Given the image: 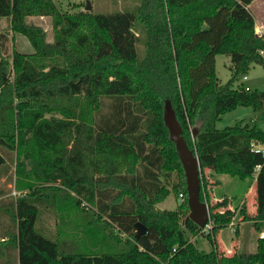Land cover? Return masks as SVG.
<instances>
[{
  "label": "trees",
  "instance_id": "trees-1",
  "mask_svg": "<svg viewBox=\"0 0 264 264\" xmlns=\"http://www.w3.org/2000/svg\"><path fill=\"white\" fill-rule=\"evenodd\" d=\"M253 1L142 0L134 11L96 13L62 11L54 0H0V17L33 46L7 56L0 44V174L3 150L14 151L20 191L5 204L15 232H1L0 251L17 250L19 264H264V237L256 251L219 252L214 235L237 207L229 196L214 200L205 175L209 168L255 177L256 213L243 202L240 214L261 231L264 150L255 145L264 146V129L243 121L217 127L238 106L264 108V91L235 86L252 64H264ZM45 15L52 41L28 20ZM221 53L232 61L224 84L216 72ZM167 99L202 165L209 252L190 238L203 229L189 216L184 167L164 121ZM171 189L184 199L177 209L159 208ZM43 207L59 214L53 237L36 227ZM137 222L147 226L138 236Z\"/></svg>",
  "mask_w": 264,
  "mask_h": 264
},
{
  "label": "rangeland",
  "instance_id": "rangeland-1",
  "mask_svg": "<svg viewBox=\"0 0 264 264\" xmlns=\"http://www.w3.org/2000/svg\"><path fill=\"white\" fill-rule=\"evenodd\" d=\"M57 4L58 8L62 11H79L81 9L85 10L84 3L87 0H54ZM142 0H90L92 4V11L96 13H114L117 11H134L137 9V6L141 3ZM249 8L253 13L256 20V31L258 30V34L264 35V0H254ZM9 20H6V22ZM30 22L35 21L33 19H29ZM7 23L0 22V32L4 31L5 25H9ZM134 31L140 36V39L137 42L138 52L140 56L144 55V44H143V32L139 26L134 28ZM17 36H21V41L15 40V44L7 37V39H2L0 37V41L5 45L4 49H2V54L11 56L14 49H20L23 52H32L33 46L29 42V40L22 34H18ZM54 38L53 27L49 30L47 34V39L52 41ZM23 39V41H22ZM232 61L231 56L228 54H217L216 55V72L219 77V80L222 84L226 83L232 76ZM242 82L245 86L255 90L264 91V64L254 63L251 65V68L247 74V79H242L238 82H235V86ZM106 110V109H105ZM239 121H243V123H249L250 125H256L262 129H264V108L262 110H255L250 106H238L232 111H229L221 116L219 121H217V127L223 128L228 125H234ZM7 163L3 172L0 174V189L3 190L4 194L0 195V216L6 218V226H2L0 229L1 232L7 233L11 236L15 232L14 222L9 218V215L6 214L8 209L5 204L10 203V201H14L17 196H19L20 191L15 188L16 181V172H15V156L16 153L14 151H6L3 150ZM227 174V173H226ZM177 177L174 173L169 180L170 185L172 182L176 181ZM232 180V181H230ZM255 180V177H247L241 178L239 176H233L228 174V181L220 182L217 188L220 194L223 196H229L232 199V204L237 208V211L240 210L239 205L241 206L242 201H247V204L250 205V197H245V191L247 190L248 185ZM181 203L180 195L177 196L175 192L171 189L170 194L166 197L165 200L160 202L157 206L161 209H177L179 204ZM8 207V206H7ZM247 207V206H246ZM248 211V209H247ZM241 215V214H240ZM239 215V217H240ZM8 218H7V217ZM237 217V223L235 227L225 226L218 230L215 233L214 238L219 241L220 245L229 249H232V241L233 237L237 234V229L240 226V235L238 243H236L237 252L247 251L253 252L257 249V240L260 237V232L256 229L253 220H246L241 218V220ZM244 217V216H243ZM245 220V223H241V221ZM60 223L59 214L53 208H42V215L39 221L37 222V229L41 231L46 236L53 237L57 231L58 225ZM238 226V227H237ZM237 227V229H236ZM239 230V229H238ZM264 231V225L262 229ZM210 232L209 229L204 228L203 232L193 236L187 232V235H190V238L195 243V245L203 251L209 252L214 246L213 242L208 236ZM213 236V234H212ZM230 252H226L231 254ZM235 253V252H234Z\"/></svg>",
  "mask_w": 264,
  "mask_h": 264
},
{
  "label": "water",
  "instance_id": "water-1",
  "mask_svg": "<svg viewBox=\"0 0 264 264\" xmlns=\"http://www.w3.org/2000/svg\"><path fill=\"white\" fill-rule=\"evenodd\" d=\"M92 4L87 0L85 10L91 11ZM164 121L169 129L170 138L175 142L176 151L180 157L185 171L188 205L190 208L189 216L202 229L210 222V207L206 200H202L201 193V168L202 165L198 156L188 146L182 135V126L180 125L175 110L169 99L165 102ZM137 236L147 231V226L141 222L135 224Z\"/></svg>",
  "mask_w": 264,
  "mask_h": 264
},
{
  "label": "crops",
  "instance_id": "crops-1",
  "mask_svg": "<svg viewBox=\"0 0 264 264\" xmlns=\"http://www.w3.org/2000/svg\"><path fill=\"white\" fill-rule=\"evenodd\" d=\"M29 19H33L36 24L43 26L47 30V33L53 27L52 26V19L50 16H46V15L45 16H29L28 20ZM6 20H9V22L7 21L9 25L8 26L5 25L4 29H6V30L1 31L0 34L5 33L7 35V37H10V39L12 41L13 40H15L16 42H17V40L21 41V36H17L19 33H14L11 30L10 17H0V22L7 23ZM15 41H13V44H15ZM22 41H23V39H22ZM1 42L2 41H0V44H1ZM4 47H5V45H4ZM4 47H3V49H4ZM18 50H20V49H18ZM246 79H247V77H246ZM205 175H206V179L208 180V182L211 183V186L213 185L212 189H210L211 197L214 200L222 199L224 196L222 194H220L219 191H217V188L220 185L219 184L220 182L222 183V182L228 181V174H226V173H215L213 170H210L209 168H205ZM230 181H232V180H230ZM216 182H218V183H216ZM247 196L250 197V203L251 204L248 205L247 201H244V200L242 201V203L246 202L248 213L254 215L256 213V210H257L256 178L254 181L252 180V182L248 185L247 190L245 191V197H247ZM239 207H240V205H239ZM230 208H236V206L231 204ZM239 215H240V210H238L236 213V217H235L236 222H237V217H239ZM241 218H243V215H240L239 219L241 220ZM6 223H7L6 218H4L3 216H0V229L2 228V226L4 227L6 225ZM241 223H245V220L241 221ZM263 225H264V223H263ZM263 225L261 226V229H262ZM237 227H236V229H237ZM238 229H237V234L233 237L232 246H231L232 249L221 246L219 241L216 238V243H217V247L219 249V252L224 253L226 255H232V254H234V252H237V251H235L236 250L235 245H236V243H238V241H240V240H238L239 235H240V226L238 227ZM261 231H263V230H261ZM261 231H258V232H261ZM0 236H1L0 239L3 240L4 238L2 237L1 231H0ZM230 250H232L231 254L226 253V252H230ZM8 251L9 250H7L6 248H5V250L0 251V264H19L18 251L17 250H12L10 252H8ZM9 254H11L10 259H9Z\"/></svg>",
  "mask_w": 264,
  "mask_h": 264
},
{
  "label": "built area",
  "instance_id": "built-area-1",
  "mask_svg": "<svg viewBox=\"0 0 264 264\" xmlns=\"http://www.w3.org/2000/svg\"><path fill=\"white\" fill-rule=\"evenodd\" d=\"M256 29H258V28H256ZM257 33H258V30H257ZM246 77H247V76H245L244 79H246ZM247 88H248V87H247ZM255 149H257V150H264V146H263V145L256 144V145H255ZM180 198H181V200L184 199V196H183L182 193L180 194ZM235 217H236V215H235V216L233 217V219L229 222V224H228L229 226L235 227V225H236V223H237ZM205 228L211 230V228H212L211 220H210L209 224H208ZM260 237H264V231H261V232H260Z\"/></svg>",
  "mask_w": 264,
  "mask_h": 264
}]
</instances>
